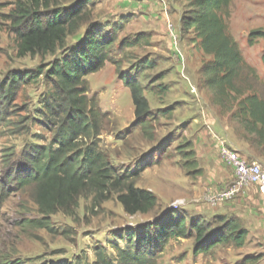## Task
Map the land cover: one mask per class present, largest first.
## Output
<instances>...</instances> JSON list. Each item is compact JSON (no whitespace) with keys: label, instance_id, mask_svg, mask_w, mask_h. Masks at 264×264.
Returning a JSON list of instances; mask_svg holds the SVG:
<instances>
[{"label":"rangeland","instance_id":"374dc122","mask_svg":"<svg viewBox=\"0 0 264 264\" xmlns=\"http://www.w3.org/2000/svg\"><path fill=\"white\" fill-rule=\"evenodd\" d=\"M16 1L0 0V83L12 74L33 71L53 58L18 56L8 19ZM94 1L93 20L109 24L125 19L120 35L126 38L125 43L142 36V41L133 46L119 47L117 42L104 68L85 78L89 97L97 99L106 118L100 146L108 151L113 166L132 170L147 165L135 180V187L155 195L158 205L146 215L129 216L115 194L100 202L86 193L79 198L73 214L58 212L50 218L53 231L49 232L28 223L41 218L30 189L9 186L0 192V264H73L79 257L92 264L95 246H103L108 257L116 261L111 242L124 248L127 235L138 232L173 205L187 218L211 220L219 215L235 216L247 229V241L239 249L218 247L208 255L194 256L192 240H172L158 254L155 264H264V214L262 201L253 187L244 188L232 200L218 205L206 201L211 194L232 190L236 180L232 168L219 159L220 146L233 149L248 162L264 168L261 160L254 158L248 146L237 138L228 116L219 114L207 90L200 86L199 69L210 58L190 43L191 33H181L171 20L179 38L176 47L183 56L181 63L167 37L165 22L143 13L141 0ZM224 20L244 61L255 70L257 91L264 97V41L258 39L253 46L247 44L250 32L264 30V0H232ZM81 34L82 30L69 37L67 45ZM137 61L151 64L143 72L141 84L156 118L152 141L132 126L134 107L130 92L118 78L117 70L129 75L130 66ZM44 91L41 79L21 86L15 100L0 113V179L7 170L2 163L5 155L13 154V159L18 160L28 144H44L50 139L37 116ZM186 143L195 154V166H189V161L180 154Z\"/></svg>","mask_w":264,"mask_h":264},{"label":"trees","instance_id":"16d2710c","mask_svg":"<svg viewBox=\"0 0 264 264\" xmlns=\"http://www.w3.org/2000/svg\"><path fill=\"white\" fill-rule=\"evenodd\" d=\"M231 1L175 0L180 8L179 31L191 33L190 43L210 58L199 69L200 86L207 90L219 114L227 115L234 124L237 138L264 164V97L257 91L255 70L246 64L228 32L224 18ZM94 4V0H17L8 15L19 57L53 58L33 71L12 74L0 83V113L15 100L21 86L41 79L45 91L37 116L50 139L44 144H28L18 160L13 159V154L5 155L2 163L7 170L0 179V192L9 186L30 189L41 218L28 223L49 232L53 231L50 218L58 212L73 214L79 198L86 193L100 202L115 194L129 216L146 215L158 205L155 195L135 187V180L147 165L132 170L113 166L108 151L100 146L106 118L97 99L89 97L85 78L104 68L117 42L119 47L133 46L142 41V36L125 43L126 38L120 35L126 20L99 24L92 19ZM80 30L81 36L67 45V39ZM258 39L264 41V30L250 32L247 44L253 46ZM149 67L151 64L137 61L130 66L129 75L117 71L130 92L134 107L132 126L152 141L156 118L141 84L143 72ZM180 154L189 161V166L196 165L189 143L181 148ZM137 231L124 238V248L111 242L116 261L108 257L103 246H95L92 264H155L170 241L181 239L192 240L194 256L208 255L218 247L242 248L248 236L242 221L235 216L219 215L211 220L187 218L170 207ZM73 264L88 262L79 257Z\"/></svg>","mask_w":264,"mask_h":264},{"label":"built area","instance_id":"2783aa9c","mask_svg":"<svg viewBox=\"0 0 264 264\" xmlns=\"http://www.w3.org/2000/svg\"><path fill=\"white\" fill-rule=\"evenodd\" d=\"M157 2L161 8V13L165 20L167 37L172 42V45H174L175 55L178 57L181 63H183V56L176 47L179 38H177L178 34L169 18L168 5L165 0H157ZM218 156L223 164L232 168L236 180L232 190L211 194L206 197V201L211 205H218L222 202H228L232 200L235 194H238L244 188L253 187L260 196L262 201L261 211L264 214V168L255 162H248L237 151L229 149L225 146L219 147ZM170 208L177 209L176 205H173Z\"/></svg>","mask_w":264,"mask_h":264},{"label":"crops","instance_id":"0c3cea01","mask_svg":"<svg viewBox=\"0 0 264 264\" xmlns=\"http://www.w3.org/2000/svg\"><path fill=\"white\" fill-rule=\"evenodd\" d=\"M165 1H166L167 5L172 3L171 4V8L174 11V13H172V10H170L169 18H170V20L174 21L177 24V27L179 29L180 27H179L178 19H179L180 8L178 7V5L175 2V0H165ZM140 3L145 8L143 10L144 11L143 13H146V14L149 13L152 16H156V17H158L159 19H162L165 22V20H164V18L162 16V13H160V6H159L157 0H141ZM168 8H169V6H168ZM251 189L255 190V188H251ZM259 198H260V196H259Z\"/></svg>","mask_w":264,"mask_h":264}]
</instances>
